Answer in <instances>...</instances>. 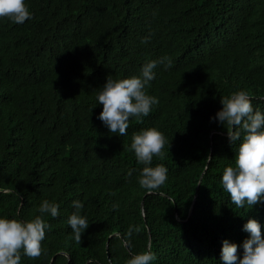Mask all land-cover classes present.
<instances>
[{
	"label": "trees",
	"instance_id": "obj_1",
	"mask_svg": "<svg viewBox=\"0 0 264 264\" xmlns=\"http://www.w3.org/2000/svg\"><path fill=\"white\" fill-rule=\"evenodd\" d=\"M25 2L32 19H0V217L50 227L43 254L21 264H126L147 250L152 264H223L224 240L242 253L248 218L264 232V199L237 208L223 189L240 141L215 117L238 90L264 113V0ZM165 56L172 67L157 63L145 89L158 104L126 136L110 133L96 99L107 77L140 76ZM148 127L170 141L152 161L168 179L152 192L130 150ZM44 200L58 216L39 212ZM74 200L89 223L80 243L67 223Z\"/></svg>",
	"mask_w": 264,
	"mask_h": 264
},
{
	"label": "clouds",
	"instance_id": "obj_2",
	"mask_svg": "<svg viewBox=\"0 0 264 264\" xmlns=\"http://www.w3.org/2000/svg\"><path fill=\"white\" fill-rule=\"evenodd\" d=\"M25 0H0V19H6L15 24H23L32 19ZM149 38H143L147 43ZM157 63L166 68L172 67L169 57L159 61L149 60L141 68L140 76L113 79L108 76L100 87L96 99L102 105L99 119L112 134L126 136L130 118L141 122L147 117L152 106L158 104V99L148 95L146 86L155 78L153 69ZM251 97L246 91L238 90L220 98L222 108L217 111L216 119L225 126L231 142L240 141L234 155V165L223 169L221 183L229 194L231 202L237 208L248 209L264 199V113L254 110ZM165 145L170 141L155 127L143 128L133 132L130 150L139 164L144 165L137 177L138 184L148 192L159 189L168 179L167 168L163 164L152 166L154 157L163 160ZM75 211L68 217L75 241L81 242V235L89 223L81 215L84 207L79 200L72 202ZM115 207V205H114ZM39 212L52 217L59 215V205L44 200ZM50 225L41 216L21 220L0 217V264H21V253L30 259H37L43 254L42 241L45 229ZM249 234L242 243V253L235 243L222 241L221 260L223 264H264V232L253 218H248L243 225ZM133 231L129 228V235ZM156 259L151 250L137 252L131 255L126 264H152Z\"/></svg>",
	"mask_w": 264,
	"mask_h": 264
},
{
	"label": "water",
	"instance_id": "obj_3",
	"mask_svg": "<svg viewBox=\"0 0 264 264\" xmlns=\"http://www.w3.org/2000/svg\"><path fill=\"white\" fill-rule=\"evenodd\" d=\"M108 252V251H107Z\"/></svg>",
	"mask_w": 264,
	"mask_h": 264
}]
</instances>
